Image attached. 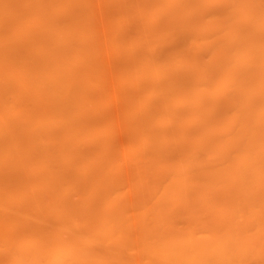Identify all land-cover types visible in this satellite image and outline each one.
Segmentation results:
<instances>
[{
  "label": "bare ground",
  "instance_id": "1",
  "mask_svg": "<svg viewBox=\"0 0 264 264\" xmlns=\"http://www.w3.org/2000/svg\"><path fill=\"white\" fill-rule=\"evenodd\" d=\"M92 1L0 0V264H264V0Z\"/></svg>",
  "mask_w": 264,
  "mask_h": 264
},
{
  "label": "rangeland",
  "instance_id": "2",
  "mask_svg": "<svg viewBox=\"0 0 264 264\" xmlns=\"http://www.w3.org/2000/svg\"><path fill=\"white\" fill-rule=\"evenodd\" d=\"M93 1L96 2V0H93ZM93 1H92V3H93ZM103 1H104V0H103ZM104 2L107 3V2H109V1H104ZM112 2H113V1H112ZM117 2H118V1H116V3H117ZM98 3H99V5H100V4L103 3V2H102V1H101V2L98 1ZM110 3H111V2H110ZM110 3H107V4H109V5H106V4L103 5V4H101V7H103V10H101V14H98V13L100 12V10H99V7H100V6L98 5V10L95 8V10L98 11V12H97V11L95 12L96 15H99V16L102 15L103 11L105 12L106 10H108V9H107V6H110V5H111V7H112L113 3H114V5H117V4H115V1H114L113 3H111V4H110ZM94 5H95V4H94ZM105 5H106V9H104V6H105ZM94 7H95V6H92V9H93L92 11H93V13H94V11H95V10H94ZM96 7H97V4H96ZM113 7H114V6H113ZM101 9H102V8H101ZM111 9H113V8H111ZM113 10H114V12H112ZM113 10L110 11V12H112V14L114 13L113 15H111V16H113V18L110 17V15L108 16V15H105V14L102 15V16H103V17H104V16H105V17H106V16L110 17V18L108 19V21L111 19L110 21H112V23L115 24L114 22H115L116 20H114V19H117V18H115L114 15H115L116 13H117V15H119V14H118V11L115 12L116 10H115V9H113ZM110 12H109V10H108V11H107V14H110ZM117 15H116V16H117ZM93 16H95V14H93ZM97 17H98V16H96V19H97ZM105 17H104V18H105ZM98 18H100V17H98ZM104 18H103V19H104ZM96 19H95V17H94V20H93V21H95ZM119 19H120V18H119ZM100 21H104V22L106 23V22H107V19L101 20V18H100V19L98 20L99 23H98L97 20H96V22H97L96 25H98V24L103 25V24H104V23H102V22H100ZM112 23H110V24H112ZM107 24H109V23L107 22ZM107 24H104V26L98 25V27L100 26L99 28H102V29H99L100 32L102 33V31H103V29H104L103 27H105V29H107V30L110 29L109 31H111L110 33H113V37H114V32H112L113 30H111V28H112L111 25H110L111 28L108 29V27H106V26H109V25H107ZM112 26H113V25H112ZM98 27L96 26V28H98ZM101 30H102V31H101ZM109 31L107 32V34H108L107 37L109 38L110 41H112V40H114V39H113V37L111 36V34L109 33ZM103 33H104V32H103ZM103 33H102V35H103ZM99 34H100V33H98V35H99ZM115 35H116V37H118L117 34H115ZM100 36H101V35H100ZM99 39H100L101 41L104 40V39H102V37H101V38L99 37ZM163 45H164V44H163ZM163 45H162V46H163ZM100 53H101V51H100ZM103 53H104V52H103ZM111 59H112V58H111ZM116 59H117V61L115 60L114 62H117V63H118V58H116ZM111 62H113V61H111ZM114 62H113V63H114ZM117 63H116V65H117ZM103 64H104V61H103ZM104 65H105V64H104ZM106 65H107V64H106ZM121 65H122V64H121ZM121 65L118 64L117 67L119 66L118 68H120ZM122 66H123V65H122ZM101 68H102V70H103L104 73H105V70L107 71V70L109 69L108 67H107L108 69H107V68L104 69V66H102ZM118 68H117V69H118ZM102 70H101V71H102ZM101 71H100V75H101ZM120 71H121V70H120ZM103 72H102V73H103ZM107 72H109V71H107ZM104 73H103V76H101V77H104ZM127 73H128V71H127ZM127 73L124 72V75H127ZM100 75H99V76H100ZM105 75H106V73H105ZM105 77H109V76L107 75V76H105ZM105 77L103 78V80L105 79ZM106 79H110V77H109V78H106ZM109 81H111V80H109ZM132 83H134V82H132ZM132 83H130V85H128V87H129V86H132V87H133L134 85H135V87L137 86V84H135V83L132 84ZM103 84H106L105 81H104ZM110 84H111V83H110ZM108 85H109V84H108ZM103 86H104V85H103ZM104 87H106V86H104ZM135 87H134V88H135ZM106 88H107V87H106ZM108 89H109V87H108ZM108 89H107V91H108ZM109 90H110V89H109ZM104 93H105V92H104ZM110 93H111V91H110V92H107V93H105V94H103V95H104V97H105L106 94L109 96ZM107 95H106V96H107ZM115 95H116V94H115ZM117 95H119V94H117ZM108 96H107V97H108ZM110 96H111V95H110ZM110 96H109V97H110ZM113 97H114V96H113ZM102 98H103V97H102ZM105 98H106V97H105ZM115 98H116V97H115ZM117 98H119V97H117ZM112 99H113V98H112ZM112 99H111V100H112ZM103 100H104V99H103ZM108 100H109V99H108ZM111 100H109V101L111 102ZM116 100H117V99H116ZM94 101H95V100H94ZM97 101H98V99H97ZM100 102H101V101H100ZM110 102H109V104H110ZM120 102H121V101H120ZM120 102H118V104H119ZM97 103H98V102H97ZM104 103H105V101H104ZM107 103H108V102H107ZM113 103H114V102H113ZM102 104H103V103H102ZM105 104H106V103H105ZM111 106H112V105H111ZM112 107H113V106H112ZM117 107H118V106H117ZM105 108H107V107H105ZM108 108H111V107L108 106ZM115 108H116V107H115ZM111 109H112V108H111ZM102 111H103V110H102ZM118 114H121V113H120V110L118 111ZM104 115H105V114H104ZM100 116L102 117V115H100ZM98 118H99V117H98ZM102 118H104V116H103ZM100 123H101V122H100ZM105 123H106V122H105ZM96 125H97V124H96ZM97 126H98V125H97ZM100 127H102V126L100 125ZM105 127H106V126H105ZM86 128L88 129V127H86ZM96 128H97V127H96ZM98 128H99V126H98ZM116 128H117V126H116ZM102 129L104 130V127H102ZM92 130H93V129H92ZM97 130H99V129H97ZM100 130H101V129H100ZM118 130H119V129H118ZM85 131H87V130H85ZM88 131H90V130H88ZM88 131H87V132H88ZM95 131H96V130H95ZM122 131H123V130H122ZM87 132H86V133H87ZM97 132H98V131H97ZM92 133H93V132H92ZM118 133H119V132H118ZM124 133H126V132H124ZM114 134H115V132H114ZM121 134H122V133H121ZM93 135H94V133H93L92 135H91V133H90V138H91V136H93ZM95 135H96V133H95ZM85 136H86V135H85ZM123 136H124V134H123ZM123 136L121 135L120 138H123V139L120 140V138H119V141H125V139H124ZM125 137H126V135H125ZM88 138H89V136H88ZM92 138H93V137H92ZM92 138H91V139H92ZM96 138H97V137H96ZM94 139H95V137H94ZM114 139L116 140L115 137H114ZM92 140H93V139H92ZM119 141H117V143H118ZM117 143L115 142V144H117ZM115 144H114V145H115ZM118 144H119V143H118ZM119 145H122V144H119ZM116 147L119 148L120 146L118 147V145H117ZM120 148H121V147H120ZM120 148H119V150L121 151ZM122 150H123V149H122ZM123 151H124V150H123ZM121 153H122V152H121ZM22 156H24V155H22ZM19 158H20V162H21V163H26V162H28L27 159L25 160V158H22L21 155L19 156ZM24 168H25V167H24ZM24 168H22V169H24ZM31 168H32V167H26V169H25L24 171L22 170L23 172L21 171V173H22L21 177H24V178H30L31 176H34L35 171H34V169L31 170ZM29 170H30V171H29ZM36 171H37V169H36ZM33 172H34V173H33ZM31 173H32V174H31Z\"/></svg>",
  "mask_w": 264,
  "mask_h": 264
}]
</instances>
